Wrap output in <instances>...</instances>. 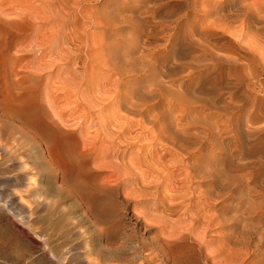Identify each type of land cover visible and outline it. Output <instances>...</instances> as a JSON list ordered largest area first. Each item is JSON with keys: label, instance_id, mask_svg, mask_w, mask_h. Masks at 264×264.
<instances>
[{"label": "rangeland", "instance_id": "374dc122", "mask_svg": "<svg viewBox=\"0 0 264 264\" xmlns=\"http://www.w3.org/2000/svg\"><path fill=\"white\" fill-rule=\"evenodd\" d=\"M4 1L0 4L5 8L1 15L4 22L0 21L1 116L9 109L29 107L43 116L50 123L54 141L52 159L65 178L60 183L32 146L21 159L36 180L34 186L27 187L24 179L15 180L23 171L21 166L7 168L3 164L7 157L0 156V264H264V35H259L264 31V2L245 0L261 6L256 18L251 15L252 20L249 15L248 21L258 27L244 33L242 43L247 49L242 43L241 51L231 48L236 45L229 42L233 36L227 35L233 28L224 37L196 33L198 37L193 39L211 42L212 48L222 54L214 57L215 61L186 52L190 50L185 43L187 29H196L197 25L195 19L184 20L180 15L173 20L160 17L164 30L154 41L159 45H144L134 25L130 26L137 19L150 17L141 14L140 0ZM161 2L176 4V0ZM28 4H32L31 9ZM21 8L30 11L22 12ZM159 8V15L163 14ZM105 12L109 23L102 16ZM173 26L181 31L180 46L169 41ZM260 28L261 32L257 31ZM160 35L165 36L160 39ZM218 39L224 41L218 43ZM224 52L231 60L223 56ZM205 64L209 69L215 67L210 71ZM161 133L170 137L165 136V140ZM177 134L179 138L174 137ZM169 139L178 142L169 143ZM113 167L123 171L116 172ZM208 171L215 175L203 179L202 172ZM227 173L237 182L229 180ZM239 175L244 176L242 180ZM206 189V194L202 193ZM34 193L41 200H34ZM80 196L90 200V214H85ZM35 201L42 205L36 208L30 223L51 251L16 218L17 213L26 212L27 202L36 206Z\"/></svg>", "mask_w": 264, "mask_h": 264}, {"label": "bare ground", "instance_id": "6f19581e", "mask_svg": "<svg viewBox=\"0 0 264 264\" xmlns=\"http://www.w3.org/2000/svg\"><path fill=\"white\" fill-rule=\"evenodd\" d=\"M4 1V0H3ZM18 1H20V0H18ZM17 1V4L18 3H20V2H18ZM31 1V0H30ZM36 1H38V0H36ZM43 1H45V0H43ZM43 1H40V2H43ZM47 2H48V0H46ZM68 1V0H67ZM74 1H76V0H74ZM74 1H71L72 2V4H74L75 2ZM81 0H79V2H80ZM93 1V0H92ZM91 1V2H92ZM106 1V0H105ZM138 1V0H137ZM141 2V4H138V7H139V5H141L143 8V13H141L142 15L144 14V15H149L150 17H146V16H144V18L141 16L140 18H143L142 20H140L139 19V22H138V17L139 16H137V18H134V20H136L137 19V21H132L134 24H131L130 26L132 27V25H134L133 26V28H134V31L139 35V37L141 38V40H142V43L144 44V45H150V44H152L155 40H156V38L159 36V34H161L162 32H163V26H164V23H163V21L161 20L163 17H173L174 16V18L175 17H177L178 15H180V18H181V16L184 18V20H188L189 18H191V20L192 19H195V21H194V23H196L195 25H197V27H195L196 29H194V28H192L191 27V29L189 28V29H187V35L189 34V37H186V40H187V42H185L186 43V45L188 46V48H190V50H186V49H188L186 46V49L184 48L183 50H186V52L187 53H189V54H194V55H196L197 54V57L199 56V57H212V58H214V57H217L218 55H221L222 56V54H218V52H217V50L215 49H213L212 47V43L211 42H209V43H207V41L205 40H201V39H198V38H196V39H193V38H195L194 36L196 35V33H197V35H200V34H202L201 36L202 37H205V36H209V35H211V36H213L214 34H220L221 36H223L224 34H226L225 32L226 31H228L229 33H231L229 30L231 29V28H233V33H231V35L229 34V33H227V34H229V35H227V36H233V41H232V39H231V37H229L231 40H229L228 38H227V36H225L226 38H227V41L229 40V42L231 41V43L233 44V43H235V45L236 46H234L233 45V47H231V48H234V47H237V48H239V50H240V44L243 42L242 41V39L244 38V33L245 32H249V31H252L253 29H257V27L255 26V24H253V22L252 21H248V20H250L249 19V17L251 16V15H253L254 16V18H256V16H257V13L259 12V7L261 8V6H258V4L256 3L257 2V0H256V2L254 1V2H252V4H247V3H245V0H176V4H174V5H170V4H166V3H162V4H159L160 3V1L159 0H154V1H156L159 5H155L154 3H156V2H154V1H151V0H140ZM250 1V0H249ZM261 2H264V1H262V0H260ZM5 2V1H4ZM7 2H10V0L9 1H7ZM25 3L27 2V1H24ZM66 2V1H65ZM74 2V3H73ZM82 2V1H81ZM85 2H87V1H85ZM113 2H114V0H113ZM150 2H154L152 5H148V4H150ZM174 2V1H173ZM172 2V3H173ZM260 2V3H261ZM11 3V2H10ZM9 3V4H10ZM14 3H16V2H14ZM28 3H30L29 1H28ZM49 3V2H48ZM82 3H84V2H82ZM89 3V2H88ZM87 3V5H90V4H88ZM104 3V2H103ZM111 3V2H110ZM109 3V4H110ZM131 3H132V1H131ZM134 3H135V1H134ZM138 3V2H137ZM259 3V4H260ZM0 4H2V0H0ZM16 4V5H17ZM21 4V3H20ZM24 4V3H23ZM33 4V3H32ZM32 4H28V5H31V6H28L29 8L30 7H32ZM44 4V3H43ZM45 4H47L46 2H45ZM76 4V3H75ZM79 4V3H78ZM78 4H76V5H78ZM19 5V4H18ZM67 5H69V3L67 2ZM81 5H83V4H81ZM80 5V6H81ZM86 4H84V6H85ZM112 5V4H111ZM131 5V4H130ZM133 5V4H132ZM137 5V4H136ZM261 5V4H260ZM3 6V5H2ZM9 6V5H8ZM48 6V5H47ZM46 6V7H47ZM71 6V5H70ZM70 6H69V8H70ZM75 6V5H74ZM73 6V7H74ZM184 6L185 7H187L183 12H182V9L184 8ZM10 7H11V4H10ZM18 7V6H17ZM21 7V6H20ZM38 7V6H37ZM72 7V6H71ZM90 7V6H89ZM131 7V6H130ZM159 7H162V10L164 11V12H162L163 14H160L159 15ZM262 7H264V6H262ZM12 8H13V6H12ZM27 8V7H26ZM82 8V7H81ZM85 8H86V6H85ZM84 7H83V9H82V11L85 9ZM104 8V7H103ZM136 8V7H135ZM135 8H132V9H135ZM141 8V7H140ZM19 10H20V8H18ZM23 9V10H22ZM31 9V8H30ZM30 9H28V10H26V9H24V8H21V11L23 12V11H30ZM73 9H75V8H73ZM73 9H72V11H73ZM3 10H5V8L3 9V7L1 8V6H0V21L3 19L4 20V18L1 16L2 14H5L4 12H3ZM9 10V9H8ZM35 10V9H34ZM76 10L77 9H75V12H76ZM90 10V9H89ZM12 11V10H11ZM16 11V10H15ZM31 11H33V8H32V10ZM101 12H102V10H100ZM100 11H98L99 13H100ZM105 11V10H104ZM103 11V12H104ZM138 11V10H137ZM182 13H181V12ZM261 11H264V10H261ZM45 12V11H44ZM81 12V9L79 10V13ZM97 12V11H96ZM109 12H111L110 10H109ZM32 13V12H31ZM30 13V14H31ZM107 12H105V13H102V14H104V15H102V16H105V15H107L106 14ZM260 13V12H259ZM17 15L19 14V13H16ZM28 14V13H27ZM76 14H77V12H76ZM81 14V13H80ZM90 14H91V12H90ZM109 14V13H108ZM111 14H113V12L111 13ZM195 14H197V16L195 15ZM13 15V14H12ZM15 15V14H14ZM20 15H22V13L20 14ZM19 15V16H20ZM29 15V14H28ZM28 15H26L25 14V16H27V17H29ZM32 15H34V13H32L31 14V18H32ZM83 15V14H82ZM81 15V16H82ZM162 15V16H161ZM250 15V16H249ZM72 16V15H71ZM76 16V15H75ZM92 16V15H91ZM96 17L98 16V15H95ZM101 16V17H102ZM110 16H113V15H110ZM115 17L117 16V14L116 15H114ZM113 16V17H114ZM262 15H260V18H262L261 17ZM23 17H24V15H23ZM93 17H94V15H93ZM93 17H92V19H93ZM100 17V16H99ZM107 17H109V16H107ZM156 17H158V18H156ZM160 17H162V18H160ZM252 17V16H251ZM72 18H73V16H72ZM78 18V17H77ZM110 18H112V17H110ZM171 18H169V19H171ZM257 18H259V17H257ZM259 18V19H260ZM79 19V18H78ZM102 19V18H101ZM166 19V18H165ZM164 19V20H165ZM73 20H74V18H73ZM80 20V19H79ZM78 20V21H79ZM96 20H99V19H96ZM105 20H106V16H105ZM110 20V19H109ZM108 19L105 21V22H107V23H109L108 21H109ZM172 20H173V18H172ZM182 20V19H181ZM183 20V21H184ZM252 20H253V17H252ZM256 20V19H255ZM261 20V19H260ZM67 21V20H66ZM92 21H94V20H92ZM112 21V20H111ZM114 22H116L115 20H113ZM175 21V20H174ZM178 21V20H177ZM177 21H176V24H179V23H177ZM261 21H264V20H261ZM260 21V22H261ZM1 22H4V21H1ZM102 23L104 22V18H103V21H101ZM114 22H112V23H114ZM131 22V21H130ZM180 22V21H179ZM187 22V21H186ZM185 22V23H186ZM189 22H191V23H193V21H189ZM252 22V23H251ZM256 22V21H255ZM260 22H258V23H260ZM9 23V22H8ZM68 23H71V22H68ZM74 23V22H73ZM102 23H100V24H97L96 23V26H98V25H101ZM116 23H118V22H116ZM185 23H182V24H185ZM262 23H264V22H262ZM5 24H7V23H4V25ZM94 24V26H95V23H93ZM106 24V23H105ZM110 24H111V22H110ZM115 24V23H114ZM1 25H3L2 23L0 24V26ZM71 25V24H70ZM69 25V26H70ZM104 24H102V26H103ZM179 25H181V24H179ZM187 25V24H186ZM186 25H184V26H186ZM190 25V24H189ZM194 25V26H195ZM262 25V24H261ZM105 27L106 26H109L108 24L107 25H104ZM111 26L112 27H114L115 28V26H113L112 24H111ZM121 26V25H120ZM119 26V27H120ZM123 26V25H122ZM2 27V26H1ZM70 27H72V26H70ZM118 27V26H117ZM187 27H189V26H187ZM259 27H261L260 26V24H259ZM109 28V27H108ZM113 28V31H116L115 29ZM130 28V27H129ZM173 28V30H174V32H170L171 34H169L168 36H169V41H172V43L174 44V45H177L178 44V42L180 41V34H179V31L177 30V28L178 27H172ZM184 28H186V27H184ZM104 29V28H103ZM118 29H121V28H118ZM179 29H180V27H179ZM106 30V29H105ZM110 30H112V29H110ZM172 30V31H173ZM261 30H262V28H260V30H257V31H260L261 32ZM186 31V30H185ZM254 31V30H253ZM252 31V32H253ZM71 32V31H70ZM69 32V33H70ZM103 32V31H102ZM166 31H164V33H165ZM256 32V31H255ZM262 32H264V31H262ZM261 32V34H259V32H257L259 35H264V33H262ZM72 33V32H71ZM73 33H74V31H73ZM72 33V34H73ZM99 33V32H98ZM130 33V32H129ZM128 33V34H129ZM167 33V32H166ZM180 33H181V31H180ZM214 33V34H213ZM256 33V34H257ZM101 34H103V33H101ZM117 34V33H116ZM253 35H255L256 36V34H254V33H252ZM111 35H113L114 36V34H111ZM158 35V36H157ZM162 35V34H161ZM161 35H160V39H162L163 37H161ZM180 35V36H179ZM196 35V36H197ZM73 36V35H72ZM103 36V35H102ZM102 36H100V37H102ZM106 36V35H105ZM109 36V35H108ZM132 36V35H131ZM134 36H136V35H134ZM185 36V35H184ZM210 36V37H211ZM220 36V37H221ZM250 36H252V35H250ZM253 37V38H256V37ZM258 36V35H257ZM76 36H74V38H75ZM81 37V36H80ZM98 38H99V36H97ZM97 37H95V38H97ZM136 37H138V36H136ZM183 37V36H182ZM198 37V36H197ZM214 37V36H213ZM212 37V38H213ZM216 37V36H215ZM219 37V36H218ZM217 37V38H218ZM219 37V38H220ZM224 37V36H223ZM259 37V36H258ZM262 38H264V36H261ZM97 38V39H98ZM104 38V37H103ZM167 38V37H166ZM199 38H201L200 36H199ZM206 38H208V37H206ZM226 38H224V39H226ZM252 38V39H253ZM77 39V38H76ZM84 39V38H83ZM82 39V40H83ZM119 39V38H118ZM134 39V38H133ZM168 39V38H167ZM198 39V40H197ZM211 39V38H210ZM209 39V40H210ZM214 39V38H213ZM212 39V40H213ZM96 40V39H95ZM106 40V39H105ZM108 40V39H107ZM129 40V39H128ZM138 40V39H137ZM164 40H166V39H164ZM163 40V44H165V41ZM184 40V39H183ZM199 40H201V41H199ZM208 40V39H207ZM219 40V39H218ZM221 41H224L223 39H220ZM220 40H219V42L218 43H220ZM254 40V39H253ZM252 40V41H253ZM256 40V39H255ZM261 41V39H258V41ZM101 41V40H100ZM103 41V40H102ZM159 41V40H158ZM96 42V41H95ZM131 42L133 43V41H132V39H131ZM181 42H183V41H181ZM247 42H249V41H247ZM246 42V43H247ZM254 42V41H253ZM261 42H264V41H261ZM137 43V42H136ZM139 43V42H138ZM155 43V42H154ZM157 43V42H156ZM155 43V44H156ZM167 43V42H166ZM227 43V42H226ZM243 43H245V41L243 42ZM242 43V47L244 48V46H245V44H243ZM251 43V42H250ZM128 44V43H127ZM135 44V43H134ZM161 44V43H160ZM162 44V45H163ZM211 45V47H210V45ZM228 44V43H227ZM133 45V44H132ZM156 45H159V44H156ZM168 45V47H169V44H167ZM179 46H180V44H178ZM183 46L185 45V44H182ZM244 45V46H243ZM98 46H99V44H98ZM97 46V47H98ZM104 46V45H103ZM135 46H137V45H135ZM142 46V45H141ZM161 46V45H160ZM160 46H159V48H160ZM163 46H165V45H163ZM101 47H102V45H101ZM106 47H108V46H106ZM133 47V46H132ZM162 47V46H161ZM217 47V46H216ZM145 48H146V50H149L146 46H145ZM165 48H167V47H165ZM181 48V47H180ZM242 48V49H243ZM100 49V48H99ZM103 49H106L105 47L103 48ZM108 49V48H107ZM133 49V48H132ZM138 49H139V47H138ZM144 49V48H143ZM161 49H163V48H161ZM176 49V48H175ZM225 49V48H224ZM235 49V48H234ZM244 49H247V47L246 48H244ZM95 50V49H94ZM102 50V49H101ZM114 50V49H113ZM146 50H144V51H142L143 53L146 51ZM182 50V49H181ZM182 50V51H183ZM227 50H229V49H227ZM233 50V49H232ZM103 51V50H102ZM107 51V50H106ZM105 51V52H106ZM112 51V50H111ZM138 51V50H137ZM153 51V50H152ZM152 51H150V52H152ZM156 51H157V49H156ZM162 51V50H161ZM169 51V50H168ZM223 51V50H222ZM230 52H231V49L229 50ZM235 51V50H234ZM236 51H237V49H236ZM235 51V52H236ZM241 51V50H240ZM246 51V50H245ZM104 52V53H105ZM115 52V51H114ZM135 52V51H134ZM141 52V54H143ZM147 52H149V51H147ZM147 52H145L146 54H147ZM155 52V51H154ZM166 52V51H165ZM174 53H175V51H173ZM180 52V51H179ZM185 51L183 52V53H185V55L187 54ZM239 52V51H238ZM238 52H236L237 54H238ZM98 53H100V51L98 50ZM136 53V52H135ZM223 53V52H222ZM225 53V52H224ZM236 53H231L232 55L231 56H235L234 54H236ZM139 54V53H138ZM153 54V53H152ZM151 53H150V55H152ZM106 55V54H105ZM104 55V56H105ZM113 54H109V56H112ZM145 55V54H144ZM143 55V56H144ZM149 55V54H148ZM155 55V54H154ZM156 55H158V54H156ZM177 55H179V54H177ZM176 55V56H177ZM183 55V54H182ZM181 55V56H182ZM226 53L225 54H223V56L226 58ZM108 56V55H107ZM108 56V57H109ZM142 56V57H143ZM180 56V57H181ZM220 56V57H221ZM112 57H116V56H112ZM145 57H147V56H145ZM183 57H185L184 55H183ZM190 57V56H189ZM196 57V56H195ZM196 57V58H197ZM224 57H222V60L223 59H225ZM217 58H219V56L217 57ZM230 60H231V58L230 57H228ZM228 58H226L227 60H228ZM240 58V57H239ZM110 59V58H109ZM190 59V58H189ZM209 59V58H208ZM241 59V58H240ZM198 60V59H197ZM199 60H202V59H199ZM210 60H211V58H210ZM214 60H215V58H214ZM219 60V59H218ZM217 60V61H218ZM221 60V59H220ZM226 60V62H228ZM230 60H229V63H231L230 62ZM233 60V59H232ZM193 61V60H192ZM204 61H205V59H204ZM216 61V60H215ZM225 61V60H224ZM236 61V60H235ZM194 62H196V61H194ZM220 62V61H219ZM219 62H218V67L219 68H221L220 66H219ZM224 63V62H223ZM235 63V62H234ZM189 64H191V63H189ZM215 64V63H214ZM217 64V63H216ZM247 64V63H246ZM206 65V64H205ZM190 66V65H189ZM206 66H208V64L206 65ZM215 67V66H214ZM213 67V68H214ZM218 67H217V69H216V71L218 70ZM192 68H193V65H192ZM206 68H208L209 69V66L208 67H206ZM213 68H210L209 70L211 71V70H213ZM236 68V67H235ZM215 70V69H214ZM226 72V71H225ZM228 72V71H227ZM220 74V73H219ZM240 75H241V73H239ZM238 74V75H239ZM220 78V77H219ZM237 78V77H236ZM240 78V77H239ZM243 78V77H242ZM216 82V81H215ZM227 83V82H226ZM140 95V94H139ZM138 95V96H139ZM37 103V102H36ZM33 107V106H32ZM186 111V110H185ZM1 112H3V111H1ZM3 116V117H2ZM1 116V113H0V156H6L7 157V159H6V161L3 163L7 168L8 167H13V166H16V165H20L21 166V169H23V171L21 172V173H18L17 175H16V177H15V180H21V179H24L25 181H26V185H27V187H29V186H34V183H35V178L33 177V175L30 173V172H28V171H26L25 169H26V163H25V160L24 161H22L21 159H23L22 157H23V155L25 154V152L28 150V149H30L31 150V148H32V146H34L35 148H37L38 150L37 151H39L40 152V157L43 159V160H45V162L49 165V170H51V172L52 171H54L55 172V177L56 178H58L59 179V181H60V183H62L63 182V180H64V173L59 169V167L60 166H58V164L52 159V156L53 155H51V148L53 147V140L50 138V123L47 121V120H45V118L43 117V116H41V115H38L37 113H36V111H34V108H32L31 109V107H29V109H23V110H15V109H9V110H7L6 112H4L3 113V115ZM5 119L6 121L5 122H3V120H1V119ZM54 121V120H53ZM230 121H228V123H229ZM234 122V121H233ZM225 123V122H224ZM226 124H227V121H226ZM179 125V124H178ZM180 125H182V124H180ZM183 125L184 126H188V125H186L185 123H183ZM218 125V124H217ZM176 126V125H175ZM183 126V127H184ZM182 127V126H181ZM189 127V126H188ZM221 127V126H220ZM224 128L223 129H225V126H223ZM177 128V127H176ZM185 128V127H184ZM187 128V127H186ZM162 129V128H161ZM165 129V128H164ZM222 129V130H223ZM228 129V131H229V129H232V128H227ZM226 129V130H227ZM255 129V128H254ZM167 130V129H166ZM166 130H163V131H166ZM220 130V129H219ZM221 130V131H222ZM226 130H224L225 132H226ZM232 131V130H231ZM75 132V131H74ZM161 132H162V130H161ZM166 132H168V130L166 131ZM165 132V133H166ZM170 132V131H169ZM220 132V131H219ZM222 133V132H221ZM222 134H225L224 132L222 133ZM226 134H227V132H226ZM160 135H162L161 137H163V134L161 133ZM168 135V134H167ZM166 135H164V137H165ZM169 136V135H168ZM168 136H166L167 137V139H168ZM172 136H174V135H171V138H172ZM178 136V138H179V135L177 134V135H175L174 137H177ZM217 136V135H216ZM215 136V137H216ZM218 136H219V134H218ZM221 136V135H220ZM219 136V137H220ZM161 137H159V140L161 139V140H167L166 139V137L163 139V138H161ZM170 137V136H169ZM158 138V137H157ZM170 138V139H171ZM181 138H183V137H181ZM221 138V137H220ZM170 139H169V143L170 142H173V141H170ZM177 139V138H176ZM207 139V138H206ZM160 140V141H161ZM179 140V139H178ZM215 140V139H214ZM181 141V140H180ZM207 141V140H206ZM210 141H213L211 138H210ZM210 141H209V143H210ZM167 142V141H166ZM176 142H178L177 140H176ZM176 142L174 141V143L176 144ZM219 142V141H218ZM168 143V144H169ZM212 143V142H211ZM52 144V145H51ZM213 144H214V141H213ZM220 144V143H219ZM218 144V146H220ZM222 144V143H221ZM178 145H180V144H178ZM215 146H216V144H215ZM217 146V147H218ZM222 146V145H221ZM220 146V147H221ZM177 147H179V146H177ZM185 147V146H184ZM176 148V147H175ZM179 148H181V146L179 147ZM182 148H183V146H182ZM221 148H223V147H221ZM172 150V149H171ZM170 150V151H171ZM181 150H183V151H185V149H181ZM181 150H178V151H181ZM224 150V149H223ZM173 151V150H172ZM171 151V152H172ZM182 152V151H181ZM177 153V152H176ZM183 153V152H182ZM186 153L187 152H185V155H186ZM157 154V153H156ZM159 154V153H158ZM172 154V153H171ZM184 154V153H183ZM30 155V154H29ZM166 155H167V153H166ZM177 155H178V153H177ZM173 156V155H172ZM176 156V155H175ZM175 156H174V158H175ZM187 156V155H186ZM210 156H212V155H210ZM209 156V158H211ZM216 156V155H215ZM222 156V155H221ZM227 156V155H226ZM164 157V156H163ZM166 157V156H165ZM184 157V156H183ZM217 157H218V155H217ZM1 158V157H0ZM27 158H28V156H27ZM151 158V157H150ZM178 158V157H177ZM187 158V157H186ZM197 158V157H196ZM216 158V157H215ZM69 159V158H68ZM173 159V158H172ZM176 159V158H175ZM180 158H178V160H179ZM189 159H192V158H189ZM221 159V158H220ZM1 160V159H0ZM96 160V159H95ZM182 160V159H181ZM185 160V159H184ZM174 161V160H173ZM176 161V163L177 162H179V161H177V160H175ZM204 161V160H203ZM214 161H215V159H214ZM220 161V160H219ZM218 161V162H219ZM222 161H224V159L222 160ZM3 162V161H2ZM1 162V163H2ZM95 162V161H94ZM171 162H172V160H171ZM182 162V161H181ZM193 162V161H192ZM99 163V162H98ZM103 163V162H102ZM109 163V164H108ZM108 163H105V164H108V165H110L111 164V162H108ZM117 163V162H116ZM175 163V162H174ZM175 163V164H176ZM190 163V162H189ZM195 164L197 163V161H195L194 162ZM204 163H205V161H204ZM207 163V162H206ZM210 163V162H209ZM215 163V162H214ZM214 163H212L213 165H214ZM224 163V162H223ZM99 164H101V163H99ZM184 164H185V162H184ZM208 164V163H207ZM244 164V163H243ZM261 164V163H260ZM172 165H173V163H172ZM171 165V166H172ZM201 165H203L202 163H201ZM201 165H199V166H201ZM244 165H246V162H245V164ZM244 165H242V166H244ZM247 165H248V163H247ZM99 166V165H98ZM100 166H102V165H100ZM111 166V165H110ZM109 166V167H110ZM115 166V165H114ZM165 166L166 167H168L166 164H165ZM178 166H180L179 165V163H178ZM184 166V165H183ZM224 166V165H223ZM226 166V165H225ZM94 167H96V168H98L97 167V164L94 166ZM108 167V166H107ZM116 167V166H115ZM115 167H113V169L115 170L116 169V172H119L118 170H120V168L119 169H117V168H115ZM170 167V166H169ZM175 167V166H174ZM187 167V166H186ZM190 167H193L194 169H196L195 167H197V165H195V166H190ZM203 167V166H202ZM219 167V166H218ZM248 167H249V165H248ZM247 167V168H248ZM100 168V167H99ZM101 168H103V166L101 167ZM122 168V167H121ZM172 168V167H171ZM175 168H177V167H175ZM180 168H181V166H180ZM198 168V167H197ZM206 168H207V166H206ZM210 168V167H209ZM215 168V167H214ZM126 169V168H125ZM184 169H186L185 167H184ZM187 169H190L189 167L187 168ZM218 169H220V168H217L216 169V171L218 170ZM225 169V168H224ZM242 170H244V169H246V167L243 169V167L241 168ZM122 171H123V169H121ZM121 170H120V172H121ZM166 170V169H165ZM172 170V169H171ZM175 170V169H174ZM202 170V169H201ZM207 170V169H206ZM205 170V171H206ZM173 171V170H172ZM188 171V170H187ZM187 171H186V173H187ZM192 171V170H191ZM199 171H200V169H199ZM202 171H204V169L202 170ZM214 171H215V169H214ZM213 171V172H214ZM222 171V170H221ZM129 172H131V169H130V171ZM128 172V173H129ZM168 172V171H167ZM174 172V171H173ZM181 172V171H180ZM220 172V171H219ZM127 173V172H126ZM172 173V172H171ZM179 173V172H178ZM190 173V172H189ZM194 173V172H193ZM202 173H205L204 175H203V179L205 178L204 176H214L215 175V173L213 174V173H211V172H202ZM218 172H216V175H220V174H217ZM121 174V173H120ZM123 174H124V172H123ZM129 174H131V173H129ZM170 174V173H169ZM169 174H168V176H169ZM173 174V173H172ZM188 174V173H187ZM199 174V173H198ZM201 174V173H200ZM224 174V173H223ZM225 174H226V172H225ZM224 174V175H225ZM122 175V174H121ZM177 175V174H176ZM175 175V176H176ZM188 175H190V174H188ZM228 173H227V177H228ZM123 176V175H122ZM126 176H127V174H126ZM172 176V175H171ZM174 176V175H173ZM178 176V175H177ZM176 176V177H177ZM185 176V175H184ZM202 176V175H201ZM235 176H238V175H235ZM240 177H239V179L240 180H242V178L244 177L243 175H239ZM191 177V176H190ZM193 177V176H192ZM216 177V176H215ZM229 177L230 178H228L229 180H232L233 178H231V175H229ZM175 178V177H174ZM179 178H180V174H179ZM175 179V182H176V180H180V179ZM185 178V177H184ZM183 178V179H184ZM200 178V177H199ZM202 178H200V179H202ZM213 178V177H212ZM211 178V179H212ZM220 178V177H219ZM235 178H237V177H235ZM126 179V178H125ZM170 179V178H169ZM185 179H187V178H185ZM191 179V178H190ZM190 179H189V181H190ZM194 180H195V177L193 178ZM193 179H192V181H193ZM210 179V178H209ZM214 179V178H213ZM212 179V180H213ZM216 179V178H215ZM218 179V178H217ZM223 180H224V178H222ZM142 180V179H141ZM197 180H198V178H197ZM211 180V181H212ZM219 180V179H218ZM233 180H235V179H233ZM144 181V180H143ZM182 181V180H181ZM181 181L179 182L180 184H181ZM185 181V180H184ZM191 181V182H192ZM215 181V180H214ZM170 182V181H169ZM186 182V181H185ZM184 182V183H185ZM195 182V181H194ZM202 182H204V181H202ZM222 183V180L220 179V181H219V183ZM226 182H231V181H227L226 180ZM235 182H237V180H235ZM173 183H174V180H173ZM177 183V182H176ZM178 183V184H179ZM188 183V182H187ZM205 183V182H204ZM214 183V182H213ZM216 183H217V180H216ZM85 184V183H84ZM189 184H190V182H189ZM192 184V183H191ZM190 184V185H191ZM198 184V183H197ZM218 184V183H217ZM225 185L227 184V183H224ZM63 185V184H62ZM62 185H58L57 187H59V188H61V186ZM184 185V184H183ZM185 185H186V183H185ZM195 185V184H194ZM205 185V184H204ZM222 185H223V183H222ZM232 185H233V183H232ZM232 185H230V186H232ZM234 185H235V183H234ZM236 185L238 186L239 185V183L237 184L236 183ZM189 185L187 184L186 185V187H188ZM216 186V185H215ZM219 186V185H218ZM227 186V185H226ZM157 187V186H156ZM173 187V186H172ZM177 187V186H176ZM190 187V186H189ZM195 186H193V188H194ZM214 187V186H213ZM222 187V186H221ZM228 187V186H227ZM59 188H57V189H59ZM192 188V187H191ZM193 188L191 189L192 191H193ZM208 188V187H207ZM28 189H30V188H28ZM53 189V188H52ZM179 189V188H178ZM184 189V188H183ZM188 189V188H187ZM186 189V190H187ZM209 189V188H208ZM208 189H206V190H204V191H202V193H204L205 191H207ZM216 189V188H215ZM222 189V188H221ZM223 189H224V187H223ZM231 189V188H230ZM176 190H177V188H176ZM190 190V189H189ZM210 190V189H209ZM233 190V189H232ZM27 191V190H26ZM219 191H221V190H219ZM29 192V191H28ZM70 192V191H69ZM130 192V191H129ZM185 192V191H184ZM189 192V191H188ZM198 192H200V191H198ZM223 192V191H222ZM32 193V192H31ZM71 193V192H70ZM82 193H83V191H82ZM191 193H193V192H190V194ZM201 193V192H200ZM210 193V192H209ZM218 193V192H217ZM193 194H196V193H193ZM199 194V193H198ZM205 194H206V192H205ZM208 194V193H207ZM212 193H210V195H211ZM223 194L224 193H222V196H223ZM200 195V194H199ZM220 195V194H219ZM33 196H34V200H41L40 199V197L38 196V195H36V193H34L33 194ZM78 196V195H77ZM214 196V195H213ZM218 196V195H217ZM203 197V196H202ZM89 198H91V197H89ZM127 198V197H126ZM189 198H191V197H189ZM19 199L20 200H25L22 196H19ZM79 199H80V201H81V205H82V208H84V211H85V214H90V200H83L82 199V196H80L79 197ZM171 199V198H170ZM207 199V198H206ZM208 200V199H207ZM37 201H35V202H37ZM24 203V202H23ZM2 205V204H1ZM32 204H28V202H27V206H26V204H25V206L27 207V209H26V212H23V214H18L17 213V215H16V218H17V220L23 225V226H25L26 228H28L30 231H32L33 232V234L38 238V240H40V241H42L43 242V244H44V247L45 248H47V249H49L50 250V247L47 245V243H46V241H45V239H44V237L42 236V235H38L36 232H35V230H34V227H33V224H31L30 222L32 221V215H33V213H35L36 212V208L39 206H41L42 205V203L41 202H37L36 203V206H31ZM170 205H172V203L170 204ZM177 205V204H176ZM176 205H173L172 206V208H175V206ZM24 206V207H25ZM169 207V206H168ZM18 208V207H17ZM20 208H22V207H20ZM170 209H172L171 208V206L169 207ZM168 208V209H169ZM24 209V208H23ZM20 210V209H19ZM23 211V210H22ZM21 211V212H22ZM10 212V211H9ZM186 213V212H185ZM254 214V213H253ZM15 215V214H14ZM187 215V214H186ZM88 216V215H87ZM186 217V216H185ZM193 217V216H192ZM200 217V216H199ZM203 217V216H202ZM207 217V219H209L208 218V216H205V218ZM217 217V216H216ZM191 219H196V218H191ZM203 219V218H202ZM197 220H199L198 218H197ZM204 221H205V219H203ZM203 220H201V221H203ZM207 221V220H206ZM216 221V220H215ZM220 222H221V220H219ZM204 223V222H203ZM211 223H213V222H211ZM218 223V222H217ZM202 224V223H201ZM213 224H216V223H213ZM220 224V223H219ZM210 225V224H209ZM217 225V224H216ZM221 225V224H220ZM211 226H213V225H211ZM217 227H218V225H217ZM205 228L206 227H204L203 229L205 230ZM211 228V227H210ZM172 229V228H171ZM203 229H201L202 231H203ZM208 230V229H207ZM209 231V230H208ZM212 231V230H211ZM215 231V230H214ZM220 231H222V230H220ZM200 232V231H199ZM202 233V232H201ZM204 233V232H203ZM207 233V232H206ZM221 233V232H220ZM199 234V233H198ZM208 234V233H207ZM200 236V235H199ZM204 236H206V235H204ZM203 237V236H202ZM202 237H201V239H202ZM211 236H208V238H210ZM207 238V239H208ZM221 238H225V237H222L221 236ZM197 239H200V237L199 238H197ZM200 239V240H201ZM204 239V238H203ZM216 239V238H215ZM199 240V242H202V241H204V240H202V241H200ZM197 241V240H196ZM217 241V240H216ZM225 241V240H224ZM208 242V241H207ZM206 242V243H207ZM220 243V242H219ZM219 243H217V244H219ZM243 243V242H242ZM208 244H210V242L208 243ZM213 244V243H212ZM236 244V243H235ZM244 244V243H243ZM205 245V243L203 244V246ZM25 246V245H24ZM48 246V247H47ZM202 246V245H201ZM44 247H42V248H44ZM204 247H206V246H204ZM209 247V246H208ZM219 247H222V246H220L219 245ZM217 248H218V245H217ZM229 248V247H228ZM218 249H221V248H218ZM217 249V250H218ZM231 249V248H230ZM225 250V249H224ZM229 250V249H228ZM45 251V250H44ZM51 251V250H50ZM50 251L48 252V253H50ZM220 251V250H219ZM222 252H224L223 251V249H222ZM226 252H227V250H226ZM214 253H217V252H214ZM221 252H219V254H220ZM237 253H239V252H237ZM237 253H235V254H237ZM245 254V253H244ZM215 255V254H214ZM238 255V254H237ZM248 254L246 253V255L245 256H247ZM242 256H244V255H242ZM244 258V257H243ZM243 258L241 257L240 259H242L243 260ZM237 260V259H236ZM240 262V261H239ZM242 262V261H241Z\"/></svg>", "mask_w": 264, "mask_h": 264}]
</instances>
